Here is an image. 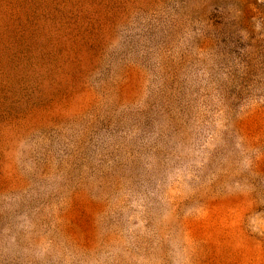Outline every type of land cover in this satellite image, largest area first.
<instances>
[{"label": "rangeland", "instance_id": "374dc122", "mask_svg": "<svg viewBox=\"0 0 264 264\" xmlns=\"http://www.w3.org/2000/svg\"><path fill=\"white\" fill-rule=\"evenodd\" d=\"M0 264H264V0H0Z\"/></svg>", "mask_w": 264, "mask_h": 264}]
</instances>
